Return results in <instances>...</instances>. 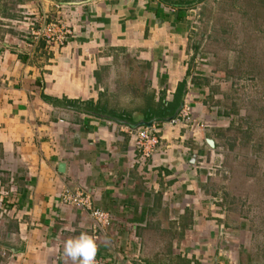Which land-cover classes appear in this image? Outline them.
Segmentation results:
<instances>
[{
    "label": "crops",
    "instance_id": "1",
    "mask_svg": "<svg viewBox=\"0 0 264 264\" xmlns=\"http://www.w3.org/2000/svg\"><path fill=\"white\" fill-rule=\"evenodd\" d=\"M178 1L0 0V248L6 252L0 264H73L64 241L91 235L93 220L64 201L66 188L87 194L93 207L112 216L98 236L103 264L225 256L223 245L218 248L222 207L207 182L233 171L224 164L207 175L204 168L222 162L206 138L222 116L208 102L214 78L198 67L205 63L199 40L193 41L197 10L207 0L184 8ZM53 23L63 44L41 34ZM118 54L149 65L153 90L168 101L185 81L183 102L208 126L164 121L157 149L144 157L120 128L127 123L66 104L101 99ZM137 120L132 125L142 126ZM255 143L264 146L261 137ZM165 225L176 230L172 246L161 236L152 243L150 232L161 234ZM198 241L207 245L193 251Z\"/></svg>",
    "mask_w": 264,
    "mask_h": 264
},
{
    "label": "rangeland",
    "instance_id": "2",
    "mask_svg": "<svg viewBox=\"0 0 264 264\" xmlns=\"http://www.w3.org/2000/svg\"><path fill=\"white\" fill-rule=\"evenodd\" d=\"M205 3L202 11L197 10L194 28L198 30L194 31L193 41L199 40L197 53L202 56L201 62L207 64L200 63L198 67L214 78L208 81L213 92L208 102L217 106L222 116L221 125L212 127L206 135L207 139L215 140L222 157L221 164L213 169L218 171L225 164L233 171L229 175L217 173L207 182L222 207L220 221L224 226L219 230L218 248L223 245L228 260L223 255L205 258L199 255L169 257L167 261L157 258L152 264H221L225 259L229 264H264V161H249L255 155H264V146L255 143L259 137L264 141V129L259 125L264 123V0ZM149 71L150 66L135 57L118 54L106 71L102 102H107L109 108L130 110L137 121H143L144 97L155 91ZM178 110L179 113L181 108ZM226 117L231 120L229 127ZM248 120L252 121L250 136L246 129ZM246 156L251 157L245 159ZM164 229L161 234L159 230H153L155 234L150 232L152 241L161 236L162 242L172 246L176 230L171 225H165ZM205 243H193L191 249H204Z\"/></svg>",
    "mask_w": 264,
    "mask_h": 264
},
{
    "label": "built area",
    "instance_id": "3",
    "mask_svg": "<svg viewBox=\"0 0 264 264\" xmlns=\"http://www.w3.org/2000/svg\"><path fill=\"white\" fill-rule=\"evenodd\" d=\"M41 34L44 35L48 43L54 42L63 44L65 40V36L58 33L57 26L54 23L42 29ZM180 120H185V123H189L191 125H197L199 128H206L208 126V123L205 120H198V117L193 113L192 106L184 102L177 116L167 123L176 124ZM120 128L126 133L131 134L134 139L135 148L141 152L144 157L151 156L160 143L159 133L161 129L158 123H152L150 126L122 124ZM204 168L207 169V175L215 171L213 169L214 166H205ZM63 198L66 203L75 206L81 211L89 212L90 217L93 220V229L90 236L94 239L97 246L94 264H103V261L98 255V236L103 230H106L112 225L111 214L104 209L93 207L90 197L81 191H72L69 188H66L63 191ZM0 253L3 256L6 255L5 250L1 248Z\"/></svg>",
    "mask_w": 264,
    "mask_h": 264
},
{
    "label": "trees",
    "instance_id": "4",
    "mask_svg": "<svg viewBox=\"0 0 264 264\" xmlns=\"http://www.w3.org/2000/svg\"><path fill=\"white\" fill-rule=\"evenodd\" d=\"M196 1L204 0H180L176 7H183L189 4H192ZM184 88L185 81L178 84L177 90L173 96V99L168 101L166 100L164 94L156 95V92H152L148 96L144 97L142 112L144 114L143 122H152V123H163L167 118L178 114V109L184 101ZM158 97V98H157ZM66 104L76 106L78 108H83L88 112L94 114H104L113 115V117L127 123V125L134 124L133 122V112L130 110L122 109L117 110L114 108H109L107 102L102 103V100L99 98L96 102L93 100H64Z\"/></svg>",
    "mask_w": 264,
    "mask_h": 264
},
{
    "label": "clouds",
    "instance_id": "5",
    "mask_svg": "<svg viewBox=\"0 0 264 264\" xmlns=\"http://www.w3.org/2000/svg\"><path fill=\"white\" fill-rule=\"evenodd\" d=\"M75 231V229H65ZM97 246L94 239L86 232L64 241L63 252L73 264H94Z\"/></svg>",
    "mask_w": 264,
    "mask_h": 264
},
{
    "label": "water",
    "instance_id": "6",
    "mask_svg": "<svg viewBox=\"0 0 264 264\" xmlns=\"http://www.w3.org/2000/svg\"><path fill=\"white\" fill-rule=\"evenodd\" d=\"M182 106H183V103L180 105V108H182ZM176 116H177V113L174 114L173 116L167 118L165 121H166V122H169V121H171L173 118H175ZM151 124H152V122H148V123L143 122V123H141V125H145V126H150ZM134 126H137V125H134ZM207 143H208L211 147H214V146H215V142H214L213 139H207ZM59 168H60V171L63 172L64 169H65V164H61Z\"/></svg>",
    "mask_w": 264,
    "mask_h": 264
}]
</instances>
